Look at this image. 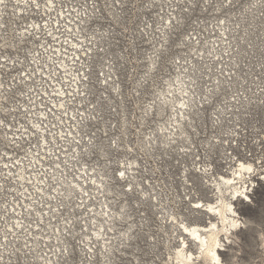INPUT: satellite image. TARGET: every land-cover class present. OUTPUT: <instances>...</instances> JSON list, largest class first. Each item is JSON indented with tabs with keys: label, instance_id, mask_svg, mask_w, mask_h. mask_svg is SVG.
<instances>
[{
	"label": "rangeland",
	"instance_id": "obj_1",
	"mask_svg": "<svg viewBox=\"0 0 264 264\" xmlns=\"http://www.w3.org/2000/svg\"><path fill=\"white\" fill-rule=\"evenodd\" d=\"M38 1L0 29V264H178L239 162L221 264H264V0Z\"/></svg>",
	"mask_w": 264,
	"mask_h": 264
},
{
	"label": "bare ground",
	"instance_id": "obj_2",
	"mask_svg": "<svg viewBox=\"0 0 264 264\" xmlns=\"http://www.w3.org/2000/svg\"><path fill=\"white\" fill-rule=\"evenodd\" d=\"M13 2L16 3L15 7H14ZM13 2L12 0H0V29H1V26L3 27V24H4L3 18L6 19V15L10 11H12V9L18 11L17 13L19 14V13L24 12V9H26L25 7L32 6L33 4L37 5L39 3L38 0H13ZM49 4H53V1L49 0ZM4 14L5 16L3 17ZM36 29L37 31L39 29V24L37 23H36ZM18 33L20 35H23L22 31ZM181 105H183V103H181ZM178 117H179V114H178ZM251 169L254 170L253 164L246 163V162H239L238 167L235 168L234 171H232L230 175H225V176L220 175L218 179L214 180L213 186H214V189L217 190V192L215 193V195L217 196V200L215 202H204V203L202 201L196 202V206H195L196 208H201L203 211L211 215H214L215 218H217V220L219 221L217 222L210 221L209 225H197V224L187 225L185 224V222L180 223L182 231L183 233H185L184 235H188L191 238V240H193L194 244L196 245V251L193 252L191 249H189L188 241H186L183 238L181 247L178 246L179 248L175 250V254H174L175 255L174 259L178 260V264H199L201 261L203 264H221L222 258L220 257V251L224 250L223 246H224L225 239H221L220 236L225 235L226 236L225 238L228 239L229 236H227V234H230V235L233 234L231 232V229L232 228L234 229L235 227L238 226L237 225L238 223L239 225L241 223L238 221V218H237L238 214H237L235 207L233 206L231 200L227 199L226 194L230 193L234 197L241 196L243 198L248 199V186L244 187V185L242 184L239 186L237 183L241 182V179L243 180L244 178L243 177L244 174L242 172L249 171ZM22 172L24 171L20 169L19 176L25 182L26 180ZM90 179L93 181V183H96V184L99 183L97 179H93L92 177ZM36 181L42 185L47 184V183H43L44 180H41V179H37ZM243 183H245V181H243ZM37 186L39 189H42L40 185H37ZM76 186L82 189L80 184H76ZM172 219L176 220L175 217H172ZM179 219L180 218H178V221ZM17 225L19 224L17 223ZM171 257H170V260H171Z\"/></svg>",
	"mask_w": 264,
	"mask_h": 264
},
{
	"label": "snow or ice",
	"instance_id": "obj_3",
	"mask_svg": "<svg viewBox=\"0 0 264 264\" xmlns=\"http://www.w3.org/2000/svg\"><path fill=\"white\" fill-rule=\"evenodd\" d=\"M121 175H123V173H121Z\"/></svg>",
	"mask_w": 264,
	"mask_h": 264
}]
</instances>
